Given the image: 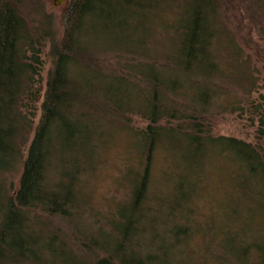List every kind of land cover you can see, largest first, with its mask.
<instances>
[{
	"label": "trees",
	"instance_id": "1",
	"mask_svg": "<svg viewBox=\"0 0 264 264\" xmlns=\"http://www.w3.org/2000/svg\"><path fill=\"white\" fill-rule=\"evenodd\" d=\"M224 1L69 0L57 32L46 0H0V264H264V114L254 142L207 124L257 81ZM233 3L264 30V0Z\"/></svg>",
	"mask_w": 264,
	"mask_h": 264
},
{
	"label": "rangeland",
	"instance_id": "2",
	"mask_svg": "<svg viewBox=\"0 0 264 264\" xmlns=\"http://www.w3.org/2000/svg\"><path fill=\"white\" fill-rule=\"evenodd\" d=\"M234 1L241 2V0H226V2L224 1L225 3H223L225 8L224 16L226 20V27L235 39L239 48H241L245 56L248 57L251 63V68L255 69L256 72L253 71V74L257 80L256 86L250 94H244L240 90H235V96L233 97L239 101L238 105H234L236 112L219 113L217 111H213V113L207 117V124L211 127V136H233L254 142L255 136H259V116L254 113L256 107H260L259 115L264 114V30L261 24L253 23L248 21L245 16H241L236 11V7H232V5H236L233 3ZM68 4L69 0H64V2L59 5L56 4V0H46V11L48 14L52 15L53 26L57 32L60 30L61 20ZM240 13H242V11ZM105 58V63H108L109 65H111V62L115 61L113 57L108 56ZM96 61L99 62V65H102V63H104V56H96ZM47 68H49V66H45L43 72L41 73L42 80L45 78L46 70H48ZM37 89L38 93L36 101H33L32 103L30 101H25V104L30 107L27 112L31 114L29 118L32 120L31 124L33 128L37 126L39 121L44 84H40ZM226 90L229 91L230 89L228 88ZM127 117V119L131 121V126L134 129L139 130L145 125L137 114ZM124 120L125 119H123V122L125 123ZM111 133L113 136H116L113 128ZM30 136H32V134ZM120 140L122 139L118 137V143ZM125 148L126 144L125 142H122L118 144L115 150L106 154L109 160V165L104 167L102 175L96 181L98 189L95 190L93 194V204H91L92 208L94 206V208L98 207L104 211L109 209L107 203L112 194L110 190L116 186V179L118 176L116 170H114L113 162H120L117 154L120 151V153H122ZM155 157L152 169V182L154 185L160 177V172L168 164L164 154L155 155ZM13 177L15 178L17 185L19 173L14 174ZM96 182H94L95 187ZM216 182V174H212L208 178L210 191L206 192L207 196L210 195L209 193H213L215 196L217 195L215 194V192H218L217 190L215 191V187H218L217 185L215 186ZM119 190L121 195L119 194L114 197V202L123 200V189L119 187ZM219 196H221V194Z\"/></svg>",
	"mask_w": 264,
	"mask_h": 264
},
{
	"label": "water",
	"instance_id": "3",
	"mask_svg": "<svg viewBox=\"0 0 264 264\" xmlns=\"http://www.w3.org/2000/svg\"><path fill=\"white\" fill-rule=\"evenodd\" d=\"M62 2H64V0H56L57 5L61 4Z\"/></svg>",
	"mask_w": 264,
	"mask_h": 264
}]
</instances>
